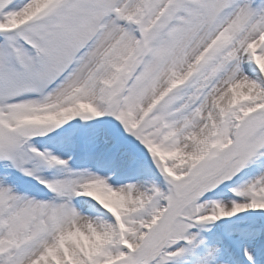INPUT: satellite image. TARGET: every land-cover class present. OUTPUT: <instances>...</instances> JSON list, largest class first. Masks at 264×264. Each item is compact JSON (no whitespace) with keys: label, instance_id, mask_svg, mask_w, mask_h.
<instances>
[{"label":"snow or ice","instance_id":"1","mask_svg":"<svg viewBox=\"0 0 264 264\" xmlns=\"http://www.w3.org/2000/svg\"><path fill=\"white\" fill-rule=\"evenodd\" d=\"M0 264H264V0H0Z\"/></svg>","mask_w":264,"mask_h":264}]
</instances>
